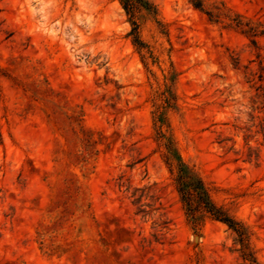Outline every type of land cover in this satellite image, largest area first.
I'll return each mask as SVG.
<instances>
[{
	"label": "rangeland",
	"instance_id": "1",
	"mask_svg": "<svg viewBox=\"0 0 264 264\" xmlns=\"http://www.w3.org/2000/svg\"><path fill=\"white\" fill-rule=\"evenodd\" d=\"M150 1L160 23L141 10L139 47L119 0H0V264H247L225 223L188 220L160 114L264 264V113L247 79L264 37L258 58L229 25L264 21V0Z\"/></svg>",
	"mask_w": 264,
	"mask_h": 264
},
{
	"label": "trees",
	"instance_id": "2",
	"mask_svg": "<svg viewBox=\"0 0 264 264\" xmlns=\"http://www.w3.org/2000/svg\"><path fill=\"white\" fill-rule=\"evenodd\" d=\"M119 2L129 16L132 25V35H134V44L139 47H144L146 44L139 37L138 20L140 18V12L142 9L146 10L151 16L156 18L158 14L156 5L150 0H119ZM193 3L196 7L202 8V2L200 0H195ZM210 16L217 20L220 18V13H210ZM156 21L160 23L157 18ZM229 25L239 29L241 33L250 38L252 46L257 50V57L261 58L259 38L264 37V21L237 15L232 18ZM261 63L262 59L259 61L260 67L257 75L255 73H250L247 79L250 82L256 80L255 84L258 83L256 87V103H258V108L264 113V66ZM166 93L168 94L167 98L170 104L172 99V97H170V94H172L171 89L167 88ZM156 120L159 123V140H164L163 143L166 146L165 162L169 166H172L175 161V166L177 168L175 186L188 220L195 226L201 224L206 217H212L213 219L225 223L236 233L237 241L241 246V256L244 261H246L247 264H260L250 246L251 233L249 227L232 216L226 208L218 206L213 201L210 190L203 178L193 167L183 160L177 149L173 146L172 141L166 136L165 132H163L164 118L162 115H158ZM259 127L258 133L264 138V118L260 120ZM248 155L250 159L253 157L258 159V154H254V152H250ZM133 195H135V192ZM141 198L142 196L135 199V202H140ZM144 205L145 204H142L141 207ZM138 212L146 213L142 208H140Z\"/></svg>",
	"mask_w": 264,
	"mask_h": 264
}]
</instances>
